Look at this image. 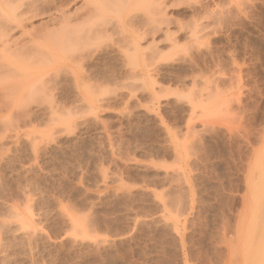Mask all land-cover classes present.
Masks as SVG:
<instances>
[{"label": "rangeland", "instance_id": "rangeland-1", "mask_svg": "<svg viewBox=\"0 0 264 264\" xmlns=\"http://www.w3.org/2000/svg\"><path fill=\"white\" fill-rule=\"evenodd\" d=\"M163 11L144 78L118 49L146 18L90 48L93 101L0 99V264H264V0Z\"/></svg>", "mask_w": 264, "mask_h": 264}, {"label": "bare ground", "instance_id": "bare-ground-1", "mask_svg": "<svg viewBox=\"0 0 264 264\" xmlns=\"http://www.w3.org/2000/svg\"><path fill=\"white\" fill-rule=\"evenodd\" d=\"M169 1L0 0V95H2L0 99L11 97L10 99L14 102L12 105L17 108V110L14 108V111L21 112V114L26 111L25 116L27 114V117L30 115L28 110L32 114L30 109L34 108H30V106L38 104L37 102L45 103L43 99L46 98V94L48 95L52 86V90L56 89L57 91L61 87L60 85L64 86L66 84L63 83L66 82L74 88L76 96L75 99L73 98L74 100L80 95H85L86 99L87 97L90 100L91 98L95 99L93 94L98 96L96 95L98 92L95 91L96 88H93V82L90 83V74L85 66L93 58L92 51L94 49L92 50V48L95 46L92 45H96L94 43L98 42L99 46V43H105L103 40L106 43L114 41L113 35L117 36L116 33L119 31H123L122 33L125 34L128 32L127 29L124 32L123 28L124 25H127V28L130 27L128 22L133 23L146 18L148 24L145 21L143 22L145 24L140 23L137 28L129 29L132 33L129 32L131 35L129 39L127 38L129 36L126 35L127 41L124 39L125 35L120 34L124 36L120 38H123L125 40L123 42L126 43H123L124 45L118 49L123 56L125 67L131 71L129 76L134 78L132 74L134 73L143 77L142 72L146 71L140 72V68L144 66H142L143 59L141 60L142 41L151 37L152 43L156 41V35L161 32L170 37L171 31L166 23L168 18L163 11ZM154 4H158L157 7L153 6ZM132 23L130 25L135 24ZM150 74L152 75V73ZM150 74L146 75L150 76ZM49 97L47 98L48 102L51 100L52 103L54 97L50 100ZM34 99H40L41 102L36 100L37 102L35 101L36 104H34L32 102ZM4 102L6 101L4 100ZM53 103L45 105V108L48 107L46 108L47 112H59L60 114L61 111L62 114H67L68 111L70 114L71 109L68 107V109L64 107L67 109L64 111L63 106L58 105L57 102ZM39 104L37 106H40ZM5 107L3 109L8 111L6 110L8 106ZM39 108L36 109L39 110ZM72 109L75 110V108ZM1 111L4 110L0 108Z\"/></svg>", "mask_w": 264, "mask_h": 264}]
</instances>
